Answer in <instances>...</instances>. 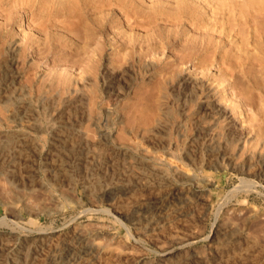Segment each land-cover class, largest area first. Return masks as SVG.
<instances>
[{
	"label": "rangeland",
	"instance_id": "rangeland-1",
	"mask_svg": "<svg viewBox=\"0 0 264 264\" xmlns=\"http://www.w3.org/2000/svg\"><path fill=\"white\" fill-rule=\"evenodd\" d=\"M57 1L63 4L60 6L64 12L56 6L60 9L56 14L61 17L67 7L63 0L48 1L49 5L36 3L33 10L46 12L53 4L58 5ZM113 1L115 8L120 0L116 4ZM179 1L177 5L175 0H125L123 7L132 9L125 8L126 16L117 13L113 25L103 18L107 17V9L97 12L99 16L93 15L97 16L96 23L105 28L99 34L94 33L84 9L76 6L79 0L73 6L67 3L77 9L74 16L81 13L77 18L71 17L70 12H76L72 8H67L69 18H55V5L53 13L49 11L56 21L35 12L37 17L46 16L45 24L54 26H46L44 34L56 48L48 55L32 53L19 65H35L32 66L40 70L41 77L46 73V83L51 86L48 117L37 103L33 116L43 118L46 125L54 119L61 120L60 131L64 132L39 133L27 126L15 127L9 120L10 112L0 102V153L4 149L8 154L13 149L16 154L19 149L24 156L30 154L25 165L0 158V264H264V178L258 175L260 159L264 158V52L254 47L249 52L238 51L231 43L246 42L243 31L264 26V0H201L206 4L196 0L193 8H202V15L208 19L202 18L207 20L202 26V32L207 34L199 37L201 27L190 26L176 38L173 33L181 24L175 23L173 17L178 16L181 5L182 10L192 8L191 0ZM7 3L0 0V30L10 31L9 40L17 45L23 33H32L33 27L28 25L32 21L30 16L23 17L27 24H21L20 10ZM244 3L258 7L255 13L259 12V17L251 21H259L255 25L245 23L249 9L244 6L241 10L239 5ZM172 4L179 9L170 7ZM122 5L119 3V7ZM164 11L168 17L173 12L174 20L163 21L168 18L160 16ZM42 17L34 20L40 22ZM238 25H243L244 30L239 31ZM233 33L236 37H232ZM193 38L197 42L203 38L214 46L220 42L221 47L209 53H189L188 57L186 44ZM224 40L232 45L224 49ZM202 54L208 56L203 60ZM252 56L259 57L260 64L256 60L254 63ZM235 73L241 74L238 82L233 80ZM186 77L197 79L198 88L195 100L187 103L181 115L176 92ZM74 85L82 89L80 95L92 114L91 120L80 122L85 103L75 100ZM36 86L41 88V83L36 82ZM13 92L15 87L11 85L3 93ZM67 100L73 102L67 104ZM217 101L228 107V118L197 134L200 131L196 124L208 127L214 123L211 107L205 105ZM107 109L112 110L113 124L103 127ZM196 118L200 121L196 122ZM182 119L184 123L179 128L177 124ZM228 120L233 123L231 128L225 125ZM77 129L86 138L85 149L79 146ZM17 130L30 132L28 136L37 139V146L10 145L8 136ZM102 131H110L111 143L123 153L126 150L128 161L112 160L111 150L97 145ZM65 134L71 139L68 144L60 139ZM197 135L199 138H195ZM212 137L226 153V160H220L219 165L206 159L205 154H210L206 146ZM212 151L214 159L216 149ZM197 156H204L205 161ZM193 157L196 161L191 163ZM20 167L22 177L10 175ZM54 171L61 172L58 179ZM150 172L155 177L146 182ZM158 175H163L162 181Z\"/></svg>",
	"mask_w": 264,
	"mask_h": 264
},
{
	"label": "bare ground",
	"instance_id": "bare-ground-1",
	"mask_svg": "<svg viewBox=\"0 0 264 264\" xmlns=\"http://www.w3.org/2000/svg\"><path fill=\"white\" fill-rule=\"evenodd\" d=\"M49 2H51L50 0H48ZM47 0H8V2L10 3H13L12 5H14L15 7L17 6L18 7V9L20 10V16H21V24H27L26 23V21H23V17H31L30 19H31V21L32 22H30L28 25H32V27H33V31H32V33H26V34H24L23 33V35H22V40H21V43L20 44H15V43H13V41H11V40H9V36L11 35V32L10 31H4V32H1V30H0V45L2 44V46H0L1 48H0V102H2V106H3V108L7 111V112H10V114H9V120H10V122H12V123H14V126L15 127H25V126H27V127H30L31 129H33L34 131H36V132H44V133H52V132H54V130H55V132L57 131V133H58V131H60V129H61V126H63V124H62V121L61 120H56V119H54L53 121H51L50 122V125H46V123H45V120L43 119V118H41V117H37V116H33V114H36L35 112H36V108L34 107V104H39V108H40V111L41 112H43L44 113V115H48V108H49V105L51 104H49V102H50V100H49V94L51 93V91H50V93H49V87H51V86H49L47 83V80L45 79V75H43L42 74V77L44 76V78H42L41 77V74H39V71L38 70H34V68H33V66H35V65H33L32 63V65H28V66H26V67H23L22 66V68L20 67V65H19V63L20 62H22V61H24V60H26V59H28V57H30V55H32V53H38V52H40V53H42V52H44V54H46V55H48V54H50V51H51V49L53 50V48H56V47H51V44H54L53 42H51V40H49L47 37H46V35L44 34L48 29H46L47 27H54V26H50V24L49 25H47V23L45 24V21H46V16H51L52 17V15H51V10L53 9V6L56 4H53V6H50L51 8L48 10L47 8V10L50 12V14L48 13V11H46V12H44V11H42L43 13H45L44 15H46L45 16V18H43L42 16H44V15H40L41 17H42V19H39L40 20V22H36V20H37V18H41V17H37V16H35V12H37V10L34 12V10H33V7L35 6V4L36 3H43L42 5H45L46 4V2H48ZM56 0H53V2H55ZM60 1H62V0H60ZM112 1L113 0H79V2L77 3L76 2V0L75 1H73V0H63V2L62 3H66V13L65 14H62L61 13V15L63 16V15H65V16H63V17H65V18H69V13H68V10H67V8L69 9V11H71L72 9H73V11H76V12H70L71 14H72V16L71 17H73L74 15H75V13H77V9H74V8H72L71 6H73L74 4H76V6L78 5L83 11H85L86 13V15H87V17H88V19L90 20V22L94 25V31H96V32H94V33H97L98 32V34H99V32L100 33H102V32H105L104 31V27H101V25L99 24H97L96 23V21L98 20H96V19H94V18H96L97 16L96 15H98L100 12H101V10H105V9H107L108 11V13H107V17H103L104 19L106 18L107 19V22L109 23V24H111V25H113L112 23H113V21H114V18L116 17V14L117 13H124V15L125 14H127V13H125L126 11H125V8H127V5H126V7H123V6H125L124 4H125V0H120V1H118V0H116L115 1V4H116V2L118 1V3L115 5L116 7H119V3H120V5L121 4H123L121 7H119V10L118 9H116V7L114 8L111 4H112ZM134 1V0H133ZM136 1V0H135ZM153 1H155V0H153ZM163 1V0H162ZM167 0H165V2H166ZM171 2H172V0H170ZM174 1V0H173ZM177 1H179V0H175V2H173V3H176ZM190 1V0H189ZM201 1V0H200ZM205 1V0H204ZM204 1H201V3H203ZM208 1V0H207ZM212 1V0H211ZM221 2H222V0H220ZM220 1H217L218 3L220 2ZM7 2V1H6ZM47 3L48 5L50 4V3ZM114 2V1H113ZM179 2H181V0L179 1ZM216 1H215V3H217ZM264 2V1H263ZM9 3H7V4H9ZM57 3H59L58 5H55L54 6V10L56 11V9L57 10H60V9H58V7L60 6V5H63V4H61L59 1H57ZM71 4V6L70 7H68V4ZM128 3V2H127ZM191 3H192V8H193V6H194V4L195 3H198V1H196V0H191ZM205 3V2H204ZM211 2H209V4H210ZM213 3V2H212ZM217 3V4H218ZM223 3V2H222ZM221 3V4H222ZM157 4H158V1H157ZM164 4V3H163ZM166 4V3H165ZM168 4V3H167ZM182 4V3H181ZM180 4V5H181ZM200 4V3H199ZM206 4V3H205ZM238 4V3H237ZM236 4V5H237ZM259 4V3H258ZM48 5H47V7H48ZM160 5H161V3H160ZM177 5H178V2H177ZM201 5V4H200ZM200 5H198V6H200ZM208 5V4H207ZM224 5V4H223ZM236 5H235V7H236ZM240 5V7H241V10H244L245 9V7H247L246 9H249L247 12H246V10H245V13H247L244 17L245 18H247L246 19V22H245V19H244V22L245 23H247L249 26H251V24H253V25H255V23L256 22H259V21H254V22H251L252 20H255V18L257 19V17H259V12L256 14L255 13V11H256V8H258V7H256L255 8V6H254V4L253 3H249L248 5H247V3H244V4H239ZM242 5V6H241ZM247 5V6H246ZM256 5H257V3H256ZM56 6H58V7H56ZM75 6V8H77ZM129 6H132V3L130 2V5ZM168 6H169V4H168ZM175 6L176 5H174V7H173V4H172V6L170 5V7H172V8H175ZM186 6H187V3H186ZM189 6V5H188ZM219 6V5H218ZM245 6V7H244ZM259 6V5H258ZM164 7H167V6H164ZM177 7V6H176ZM180 7V6H179ZM206 7V6H205ZM205 7H203V9L205 8ZM239 7V8H240ZM242 7H243V9H242ZM260 7V6H259ZM9 8V7H8ZM10 8H13V7H10ZM49 8V7H48ZM60 8L62 9V10H60V12H64V10H63V7H61L60 6ZM64 8H65V6H64ZM70 8H72L71 10H70ZM189 8V7H188ZM183 9L182 10V5H181V9H180V11H179V13L177 12V10L175 9V11H176V14L178 13V16H175V17H173V15H174V13L173 12H175L173 9L171 10V11H173L172 13H173V15H172V13H170V17H168L169 16V14H168V16L166 15L167 13H166V11H164L163 13L164 14H161L160 12V16H163L164 17V15H165V17L164 18H166V16L168 17V18H166L165 20L163 19V21H166L167 19H170V21H171V18L173 17V18H175V23L176 22H179L180 24H181V26L179 27V29L177 30V31H175L174 29H172L171 31H172V33H173V30L175 31L173 34H176V35H174L176 38L177 37H180V36H182L183 35V33L184 32H186L189 28H190V26H200L201 27V32H202V30H203V27L202 26H204L205 25V23H207V22H205V21H207L208 19L206 18V17H204L203 15H202V8L201 9H199V8H196V7H194L193 9ZM238 8V12L240 13V14H242L241 12H240V9ZM127 9H129L130 11H131V9L130 8H127ZM171 9V8H170ZM177 9H179L178 7H177ZM234 9V8H233ZM236 9V8H235ZM255 9V10H254ZM261 9V8H260ZM262 9H264V8H262ZM80 10V9H79ZM166 10H168V9H166ZM128 11V10H127ZM160 11V10H159ZM170 11V10H169ZM5 12V11H4ZM41 12V11H40ZM39 12V13H40ZM41 12V13H42ZM59 13L60 14V12L59 11H56V12H54L55 14L56 13ZM78 12H81V11H78ZM97 12H99V13H97ZM202 12V13H201ZM243 12V11H242ZM261 12V11H260ZM9 13V12H8ZM38 13V12H37ZM38 13V14H39ZM53 13V12H52ZM68 13V17H66L67 14ZM95 13H97L94 17H93V15L95 14ZM104 13V12H103ZM102 13V14H103ZM106 13V12H105ZM131 12H128V14H130ZM244 13V14H245ZM47 14H49V15H47ZM54 14V15H55ZM59 14H56V16H55V18L57 17L58 19L59 18H63L62 16L60 17V15ZM83 14V13H82ZM101 14V13H100ZM158 14V13H157ZM218 14V13H217ZM7 15V14H6ZM16 15V14H15ZM15 15H13V16H15ZM57 15H59V17L57 16ZM79 15H81V13H79L78 15H76V16H79ZM172 15V16H171ZM202 15V16H201ZM214 15V14H213ZM256 15H258V16H256ZM7 16H9V14L7 15ZM17 16V15H16ZM76 16H74V17H76ZM99 16V15H98ZM126 16V15H125ZM128 16V15H127ZM148 16V15H147ZM150 17H151V15H149ZM153 16H155V15H153ZM152 16V18H151V20L154 18ZM10 17V16H9ZM70 17V18H71ZM34 18L36 19V20H34ZM50 18V17H49ZM53 18V19H52ZM50 20H55L56 21V19H54V16L52 17ZM77 18V17H76ZM80 19H81V17H79ZM82 18H84V16H82ZM99 18V17H98ZM103 18H102V15H101V19H102V21H101V24L103 23ZM117 18V17H116ZM160 18V17H159ZM172 18V19H173ZM202 18H204V19H207V20H204V19H202ZM215 19L217 18L216 16L214 17ZM218 18H219V16H218ZM10 19V18H9ZM101 19H99V21L101 20ZM197 19V20H196ZM6 20H7V17H6ZM86 20V19H85ZM84 20V21H85ZM137 19H135V21H136ZM150 19H149V21H151ZM155 20V19H154ZM174 20V19H173ZM173 20H172V23H173ZM195 20V21H194ZM48 21V23L50 22L49 20H47ZM81 21V20H80ZM79 21V22H80ZM83 21V20H82ZM83 21V22H84ZM10 22V21H9ZM12 22V21H11ZM36 22V23H35ZM211 23H213V22H216V21H210ZM209 22V25L211 24ZM243 22V21H242ZM243 22V23H244ZM4 23H6V22H4ZM7 23H8V20H7ZM5 24V25H8V24ZM50 23H52V22H50ZM61 23V22H60ZM82 23V22H81ZM136 23V22H135ZM151 23V22H150ZM152 23H153V21H152ZM155 24L157 23L156 22V20H155V22H154ZM166 23V22H165ZM168 23H170L171 24V22H168ZM56 24V23H55ZM169 24V25H170ZM178 24V23H177ZM239 24V23H238ZM241 24V23H240ZM239 24V25H240ZM4 25V24H3ZM4 25V26H5ZM54 25V24H53ZM172 25V24H171ZM174 25H176V24H174ZM238 25V26H239ZM248 25H247V27H248ZM258 25V24H257ZM261 25H264L263 23L261 24ZM47 26V27H46ZM63 26V25H62ZM62 26H60L61 27V29L60 30H63L62 29ZM87 26V25H86ZM105 26H106V24H105ZM110 26V25H109ZM108 26V27H109ZM168 26V25H167ZM173 26V25H172ZM178 25H176V28H178L177 27ZM242 26L243 25H241V29H239L238 28V30L239 31H241L242 29L244 30V28H242ZM56 27V26H55ZM64 27H65V25H64ZM63 27V28H64ZM89 27V26H88ZM91 27V26H90ZM107 27V28H108ZM156 27V26H155ZM212 27V26H211ZM244 27V26H243ZM2 28H3V26H2ZM58 28V27H57ZM66 28V27H65ZM91 28H93V27H91ZM164 28V27H163ZM175 28V29H176ZM197 28V27H196ZM199 28V27H198ZM208 28V27H207ZM206 28V29H207ZM5 29V28H4ZM46 29V30H45ZM50 29V28H49ZM248 29H249V27H248ZM88 30V29H87ZM86 30V31H87ZM90 30V29H89ZM88 30V31H89ZM158 30V29H157ZM156 30V31H157ZM204 30H205V27H204ZM208 30V29H207ZM212 30H214V29H212ZM235 30V29H234ZM237 30V29H236ZM247 30V29H246ZM253 30V29H252ZM210 31V29L208 30V32ZM227 31H228V29H227ZM239 31L237 32V31H235V32H237V33H235V34H238L239 33ZM249 30H247V32H248ZM22 32V31H21ZM21 32H20V34H21ZM92 33H93V31H91ZM91 32H88V33H91ZM167 32V31H166ZM168 32H169V30H168ZM225 32H226V29H225ZM225 32H224V34H225ZM246 31H243V33H245ZM247 32L245 33L246 35H248V36H246V38H245V34H243L242 33V36L244 37V40L246 39V42H242V44H240V42H238L237 40L236 41H233V42H231V41H228V43H227V41L226 40H224V49H225V47H226V45H228L229 44V42H231L229 45L231 46H234V48H236L238 51H243V50H247V52H249L250 50H252L253 48L252 47H254V48H256L257 50H259V51H263L264 52V26L263 27H257V28H254V30L253 31H249V33L247 34ZM47 33V32H46ZM87 33V32H86ZM94 33H93V36H94ZM189 33V32H188ZM209 33H211V32H209ZM208 33V34H209ZM159 34V33H158ZM167 34V33H166ZM165 34V35H166ZM171 34V33H170ZM205 34H207V32H202L201 33V36H199V37H202L203 35H205ZM229 34V33H228ZM234 34V33H233ZM235 34L234 35H232V37L234 36V37H236L235 36ZM91 35V34H90ZM95 35H97V34H95ZM168 35H169V33H168ZM168 35H166L167 37H168ZM231 35V34H230ZM239 35H241L240 33H239ZM45 36V37H44ZM185 36V35H184ZM87 37H88V35H87ZM158 37V36H157ZM166 37V38H167ZM171 37H172V35H171ZM199 37H198V39H199ZM203 37H205V36H203ZM174 38V37H173ZM175 38V39H176ZM195 38H197V37H195ZM10 39H12V38H10ZM169 39V38H168ZM171 39V38H170ZM192 39V38H191ZM159 40V39H158ZM188 40H190V39H188ZM193 40H194V38H193ZM201 40L202 41H199V42H197V40H194V41H192V42H190V43H193V44H190V43H188V44H186V52H187V54H188V57H191L190 56V54H193V53H195L196 51H197V53H195V54H198V51H200V52H202V51H206V52H208L209 53V51L211 50H213L214 49V51H216V49H218V48H220L221 47V45L219 44V43H217L215 46L213 45V44H211V42H209V41H204V39L203 38H201ZM242 40H243V38H242ZM157 41V40H156ZM156 41H155V43H156ZM168 41V40H167ZM187 41V40H186ZM185 41V42H186ZM159 42V41H158ZM161 42H162V40H161ZM187 42H189V41H187ZM196 42H197V44H199V45H196ZM167 43H169V42H167ZM154 44V43H153ZM195 44V45H194ZM156 45H157V43H156ZM155 45V46H156ZM158 45H159V43H158ZM168 45V44H167ZM185 45V44H184ZM229 45H228V47H229ZM163 45H162V43H161V46L159 45V47H162ZM156 47H158V46H156ZM185 47V46H184ZM215 47V48H214ZM250 48H252V49H250ZM255 49V50H256ZM210 51V52H211ZM244 51V52H245ZM185 54V51L184 52H182V54ZM190 53V54H189ZM207 53V54H208ZM246 53V52H245ZM247 54V53H246ZM260 54V53H259ZM46 55H44V56H46ZM249 55H250V53H249ZM184 55H182V57H183ZM187 55L185 54V57H186ZM192 56H194V55H192ZM204 54H202V57L201 58H203V60L208 56V55H206V57L204 56ZM248 57V56H247ZM260 57H261V55H260ZM200 58V59H201ZM246 58V57H245ZM250 57H248V59H249ZM252 58H253V62L255 63V61L254 60H256L257 62H258V60H259V57H258V59H254V57L252 56ZM251 58V59H252ZM264 58V57H263ZM186 59H188L187 57H186ZM183 60H184V58H183ZM34 61V60H33ZM249 61H250V59H249ZM261 61V60H260ZM259 61V62H260ZM252 62V63H253ZM258 62V63H259ZM251 63V62H250ZM251 63V64H252ZM253 63V64H254ZM257 63V64H258ZM262 63H263V61H262ZM21 64V63H20ZM256 64V65H257ZM260 64V63H259ZM264 64V63H263ZM255 65V64H254ZM255 65V66H256ZM234 66H235V64H234ZM259 66V65H258ZM231 67V66H230ZM263 67V66H262ZM232 68V67H231ZM264 69V68H263ZM233 73V72H232ZM238 73V72H237ZM237 73H235V74H233L234 75V81H236V82H238L236 79H239V78H237V76L239 75V74H237ZM46 74V73H45ZM31 75V76H30ZM241 75V74H240ZM240 75L238 76V77H240ZM49 76V75H48ZM29 77H31V78H29ZM41 77V78H40ZM47 77V76H46ZM60 77H62L61 75H60ZM24 78V79H23ZM50 78V77H49ZM49 78H47L48 80H49ZM41 79H42V81H41ZM195 80H197V79H194V80H192V79H189V77L187 78H185L184 80H183V85H182V88H180L179 90L177 89V92H176V96H177V102H178V104L180 105V111H179V114H183L184 112V109H185V106L187 105V103L188 102H191V101H194L195 100V89H196V87H197V85H198V83H196V81ZM60 81V80H59ZM62 81V80H61ZM64 81V80H63ZM37 82V84H38V82H40L41 83V88H40V86H39V88L37 87H35V83ZM47 82V83H46ZM63 82H61V84H62ZM75 83H79L78 81L76 82L75 81ZM181 83V84H182ZM64 84V83H63ZM80 85H81V83H79ZM78 84V85H79ZM11 85H13L14 87H15V92H13L12 94H10V95H5L3 92H4V90L6 89V88H8V87H10ZM44 85V86H43ZM61 86V85H60ZM63 86V85H62ZM61 86V87H62ZM83 86V85H82ZM81 86V87H82ZM73 87V86H72ZM71 87V88H72ZM74 89L72 90L73 91V94L76 96L75 98V100L77 101V102H79L80 104L83 102V103H85L84 102V96H82V95H80V91L82 90L81 88V90L79 89V88H77L76 87V85H74V87H73ZM198 88V87H197ZM67 89H69V87L67 88ZM181 91H182V93H181ZM209 92H210V90H209ZM182 94V95H181ZM49 95V96H48ZM207 95V94H206ZM212 95V94H211ZM163 96V95H162ZM165 96V95H164ZM163 96V97H164ZM54 97V96H53ZM52 97V98H53ZM208 97V96H207ZM55 98V97H54ZM54 98H53V100H54ZM52 100V101H53ZM65 100V99H64ZM54 101H56V99L54 100ZM68 101V103L67 104H71V102H73V101H69V100H67ZM161 101H163L164 102V100H161ZM66 103V102H65ZM161 103V102H160ZM164 104V103H163ZM205 106H210L211 107V115H212V117H213V121H214V123L212 124V125H209L208 127H204L203 125L201 126V125H198V124H196V129L198 130V131H200V132H197V130H196V132H197V134L198 133H201V131H203V132H207L208 131V129L210 130V128H212L220 119H226V118H228V115H227V113H228V107L226 106V105H224L223 103H220V102H215V103H208V104H206ZM85 109H84V111H82V116H81V120H80V122L82 123V121H84V120H91L92 119V114H90V111H88L87 110V108H86V103H85ZM161 108V107H160ZM164 108V107H163ZM206 108V107H205ZM167 109V108H166ZM38 111V110H37ZM106 113H105V120H104V123H102V125L101 126H103V127H110L113 123L111 122V121H113V116H112V110L111 109H107L106 111H105ZM207 114V113H206ZM166 115V114H165ZM199 116H201V115H199ZM48 117V116H47ZM46 117V118H47ZM203 117H204V115H203ZM183 118V117H182ZM181 119V118H180ZM193 119V118H192ZM206 119V118H205ZM47 120V119H46ZM52 120V119H51ZM183 120V122H181V120H180V123L179 124H177V126L180 128V127H182L183 126V123H184V119H182ZM48 121V120H47ZM192 122H193V120H191ZM198 121H200V120H197V118H196V122H198ZM152 122H154V121H152ZM151 122V123H152ZM195 122V123H196ZM211 122V121H210ZM158 123H159V121H158ZM201 123V122H200ZM209 123V122H208ZM202 124V123H201ZM226 126H227V128L229 127V128H231L232 126H233V123H230V120H228L227 122H226V124H225ZM47 126V127H46ZM99 126H100V124H99ZM149 126V125H148ZM148 126L146 127V125L144 126V127H146L147 129H149L148 128ZM194 126H195V124H194ZM99 128V127H98ZM47 130H49L48 132H47ZM146 130V129H145ZM23 131V130H22ZM28 131V130H27ZM62 131V130H61ZM60 131V132H61ZM77 131H78V134L80 135V142H79V146H80V148L81 149H85L86 147H87V141H86V138L84 137V135H82V131L81 130H78L77 129ZM150 131H152V129L150 130ZM181 131V130H180ZM179 131V132H180ZM60 132H59V134H60ZM62 132H64V131H62ZM202 132V133H203ZM30 133V132H29ZM28 132H26V131H23V132H21V130H17V131H15V132H11V134H9V142H11L10 143V145L13 143H19L21 146L22 145H25V144H27V143H29L30 145H33V146H37V142L38 141H36L37 139H35L33 136L31 137V135H30V137L28 136V134H29ZM57 133H55V134H57ZM31 134V133H30ZM109 134H110V131H102V132H100L99 133V138H98V141H97V145L98 146H102V147H106V149L108 148V149H110L111 150V159L113 160V158L114 159H116V161L118 160V159H120L121 158V160L123 161V159L124 160H126V158L128 157V154L126 153V150H125V153H123V151L119 148V147H116V146H114L112 143H111V140H110V136H109ZM196 134V133H195ZM208 134V133H207ZM33 135V134H32ZM62 135V134H61ZM66 135H68L69 136V134H65V135H63L60 139H61V141L63 142V143H67L69 140H71L70 138H68V136L67 137H65ZM179 135H180V133H179ZM201 135V134H200ZM53 136H56V135H53ZM58 137H59V135H57ZM204 136V135H203ZM206 136V135H205ZM211 136H214V135H211ZM29 137V138H28ZM52 136H50V138H51ZM57 137V138H58ZM198 137V135L195 137V138H197ZM53 138V137H52ZM52 138L50 139V140H52ZM199 138V137H198ZM229 138V137H228ZM54 139V138H53ZM229 140V139H228ZM7 141H8V139H7ZM53 141H56L57 142V140L56 139H54ZM52 141V142H53ZM194 142V141H193ZM181 143H182V141H181ZM7 144V143H6ZM12 144V145H13ZM29 144H28V146H29ZM68 144V143H67ZM112 144V145H111ZM207 144V143H206ZM15 145V144H14ZM5 146V145H4ZM4 146H3V148H4ZM165 146V145H164ZM164 146H161V149L164 147ZM7 147H9V145H7ZM15 147V146H14ZM18 147V146H17ZM222 147H224V146H222ZM1 148V147H0ZM165 148V147H164ZM206 148H207V150L210 152V154H205L207 157H206V159L207 158H209L210 159V161L209 162H213V164L215 163V165L217 164V165H219V161L220 160H226L225 159V156H226V153L224 152V151H222V149H221V144L219 143V142H215L214 141V139H213V137L209 140V143H208V145L206 146ZM16 149V148H15ZM14 149V150H15ZM216 149V152H215V157H214V159H212L211 158V155H212V150H215ZM13 150V149H12ZM12 150H11V152H12ZM156 150V149H155ZM178 150V149H177ZM221 150V151H220ZM5 151H7V150H2V152L0 153V158H1V160L3 161L4 159H5V161H6V159H9V160H11L12 162H18V163H22V165H25L26 164V162H27V160H29V158H30V154L29 155H23V153L18 149V152H16V154H14L15 153V151H14V153L12 152H9V150H8V154H7V152H5ZM17 151V150H16ZM157 151V150H156ZM172 151V150H171ZM169 152V151H168ZM224 152V153H223ZM170 153V152H169ZM173 153H174V151H173ZM188 153V152H187ZM175 154V153H174ZM169 155V154H168ZM173 155V154H172ZM187 155V154H186ZM170 156H171V154H170ZM174 156V155H173ZM173 156H171V157H173ZM176 156V155H175ZM135 157V156H134ZM191 156H189V158H190ZM197 157H199V156H197ZM174 158V157H173ZM177 158V157H176ZM185 158V157H184ZM18 159V160H17ZM33 158H31V160H32ZM107 159H109V158H107ZM161 160H162V158H160ZM187 159V158H186ZM193 160H192V162L191 163H194L195 161H196V158H192ZM197 159H200V161H205V158H204V156H200L199 158H197ZM110 160V159H109ZM158 160H159V158H158ZM1 161V162H2ZM26 161V162H25ZM126 161H128V160H126ZM135 161V160H134ZM199 161V160H198ZM199 161V162H200ZM30 162V161H29ZM110 162H111V160H110ZM139 162V161H138ZM189 162V161H188ZM207 162H208V160H207ZM251 164H252V162L251 161H249ZM145 163V162H144ZM228 163L229 164H231L230 163V161H228ZM260 163H261V168H260V171L258 172L257 170V172H258V175H260L262 178H264V158H262L261 157V159H260ZM20 164H18L19 166H20ZM197 164H199L198 162H197ZM211 164V163H210ZM225 164H226V162H225ZM14 165V164H13ZM17 165V166H18ZM209 165V164H208ZM149 165H147V167H148ZM193 166V165H192ZM233 166V165H232ZM241 166V165H240ZM239 166V167H240ZM245 166H246V164H245ZM247 166H249V165H247ZM253 166V165H252ZM251 166V167H252ZM12 167V166H11ZM14 167V166H13ZM219 167V166H218ZM217 167V168H218ZM238 167V166H237ZM238 167V168H239ZM21 168L22 167H20L19 169L17 168L16 170H12L11 171V173L12 174H10L11 176H13V177H22V170H21ZM149 168V167H148ZM247 169L249 168V170H250V167H246ZM246 168H245V170H246ZM259 168V167H258ZM151 169H153V168H151ZM154 170V169H153ZM239 170V169H238ZM154 172V171H153ZM153 172H150V174H148V175H146L145 177H146V182L147 181H151L155 176H154V173ZM159 172V171H158ZM244 172V171H243ZM248 172V171H247ZM257 172H255V173H257ZM9 173H10V170H9ZM61 172H57V171H54L53 172V176H54V178H56V179H58L59 178V176L61 175L60 174ZM156 174V173H155ZM163 174V173H162ZM9 175V174H8ZM20 175V176H19ZM130 175V174H129ZM132 175V174H131ZM165 175V174H164ZM252 175H254L253 173H252ZM135 176V175H134ZM159 176V178H158V180L159 181H162L163 180V175H161L163 178L161 179V176L160 175H158ZM145 177H143V178H145ZM129 178H131V177H129ZM177 178H178V176H177ZM241 178H243V177H241ZM16 179V178H15ZM179 179V178H178ZM13 180V179H12ZM167 180V179H166ZM166 180H165V182H166ZM181 180V179H180ZM189 180V179H188ZM170 181V180H169ZM252 182L251 183H253L254 181L253 180H251ZM11 182V181H10ZM145 182V183H146ZM241 182H243L242 180H241ZM246 182V184L247 183H249L250 184V182L248 181V180H246L245 181ZM244 182V183H245ZM14 182H11V184H13ZM149 183V182H148ZM160 183V182H159ZM147 184V183H146ZM155 184V183H154ZM243 184V183H242ZM246 184H243L244 186H247ZM255 184V183H254ZM156 185H157V183H156ZM252 185V184H251ZM15 187H17V186H15ZM263 187V186H262Z\"/></svg>",
	"mask_w": 264,
	"mask_h": 264
}]
</instances>
